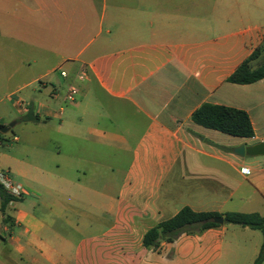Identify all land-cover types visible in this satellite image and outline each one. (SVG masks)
I'll list each match as a JSON object with an SVG mask.
<instances>
[{"label":"crops","instance_id":"obj_1","mask_svg":"<svg viewBox=\"0 0 264 264\" xmlns=\"http://www.w3.org/2000/svg\"><path fill=\"white\" fill-rule=\"evenodd\" d=\"M237 5L232 0H0V45L34 44L36 38L50 43L53 30L60 29L70 48L59 66L45 67L43 74L21 71L25 79L5 94L21 117L26 111L10 96L22 91L19 98L41 119L23 123L44 131L29 136V142L55 162L26 170L5 155L6 166L0 168L24 179L19 184L36 205L19 203V197L8 205L11 223L0 216V264H253L260 232L250 229L251 245L240 244L234 238L247 227L224 222L172 242L142 245L146 231L184 207L252 213L249 207L264 200V155L241 157L233 151L264 142V78L246 85L227 82L254 51L258 55L250 66L261 65L256 62L264 24L254 17L258 12ZM16 20L26 21L27 35L15 32ZM4 59L0 55V62ZM61 63L68 68L61 69ZM56 68L66 76L58 71L59 78L49 77ZM38 79L43 83L29 88ZM70 85L77 94L66 102ZM204 103L244 111L253 136L194 124L191 115ZM0 124L5 125L1 119ZM46 141L51 148L42 145ZM63 146L74 148L71 153L78 149L74 158L64 155L75 162L73 177L63 172L68 167L60 162ZM100 151L103 162L95 159ZM122 155L127 160L121 169Z\"/></svg>","mask_w":264,"mask_h":264},{"label":"rangeland","instance_id":"obj_2","mask_svg":"<svg viewBox=\"0 0 264 264\" xmlns=\"http://www.w3.org/2000/svg\"><path fill=\"white\" fill-rule=\"evenodd\" d=\"M213 1V0H212ZM232 1H237L239 7H243L248 10H253L255 13H259L254 15V17L260 19V22L264 24V0H232ZM24 14H22L23 16ZM259 21V20H257ZM26 21L22 20L21 21H15V32L17 34L19 33H25L27 35L28 31L25 28L24 30V25L26 26ZM23 28H22V27ZM264 30V28H263ZM66 31L60 30V29H55L53 30V35L51 37L50 43L46 42V44L40 43L39 39H35V43H30L29 42L25 43H17L15 45H7L2 43L0 45V55L5 57L3 62H0V119L2 122L5 123V125L11 123V122H16V124L9 130L7 133L3 134V138L0 139V143L3 142L0 145V165L6 166V156L5 155H10L12 156L17 162H19L20 166L26 170H28V166H33L35 164L39 165H45L48 164V167L46 168H51V165H53L54 161H50L49 158H52L48 153H45L42 155V157L38 154V150H40L41 147H36L35 142H29V136H40L44 133V131L41 128H35L31 124H25L21 121H19V116L16 113L15 109L12 107L11 102L8 101V99L5 98V94L13 90L12 88L17 84L20 83L21 80L25 79L19 76L21 71H26L29 72L27 75L28 76H33L35 74H43L45 72V67H50V66H59V60L60 56L62 54H65L66 50L70 49L69 46H66L63 44V40L65 39L66 36ZM22 36V35H21ZM7 57H11L12 59L8 60L6 59ZM27 59H30L29 65H27L26 61ZM33 61V62H32ZM257 64H262L264 63V46L262 47V52H261V57L258 59L256 62ZM24 68H22V67ZM59 68V67H58ZM58 68H56V72L51 73L49 77H57L59 78L58 75ZM61 69L66 70L68 68V63H61L60 65ZM12 74L10 78H8V75ZM28 76H26V79H28ZM44 80V79H43ZM37 85L36 82L34 84L30 85V87H33ZM28 88V89H29ZM22 91H19L18 93H15L14 95L19 97L21 95ZM11 99V98H10ZM13 136H16L20 139L19 142H13L12 138ZM23 144L24 146L22 147L20 144ZM46 145L47 148H51V145L53 144L50 141L42 142V145ZM75 147V145H74ZM44 147L42 146V149ZM71 149L74 150V148H71L69 146V150L66 149L65 146L62 147L61 150V156L59 161L61 162L62 165L68 164V167L64 166L63 172L65 176L68 177H73L76 175V172L74 171L75 168V162L71 161V159H65L64 155L69 156V157H75V153L78 149L73 151L71 153ZM51 150V149H50ZM44 153V152H43ZM98 157L95 158L96 160H101L103 162V151H100L98 153ZM45 157V159L43 158ZM58 159V158H56ZM127 160V157L125 155L120 156L119 162H120V168L122 169L123 166L125 165ZM5 169V168H3ZM10 172L13 180L17 183H21L22 185L25 184L24 179H22L20 176L16 175L15 172L11 173L9 169H6ZM104 170V169H102ZM120 174H117L116 182L119 178ZM81 177V176H80ZM71 193L75 194L77 191L73 189L70 191ZM263 195H264V189H263ZM43 198L46 196L43 195ZM21 201L19 203H25L28 206L33 203L36 205V200L34 196H28L24 192L20 195ZM261 199L259 200V203L254 204L252 207H249V210L255 211L261 216H264V200ZM35 207L36 210H39L40 208L38 206H33ZM8 214L10 213V210H8ZM7 214V215H8ZM9 216V215H8ZM10 222V218L8 220V224ZM237 229H241L239 226H234ZM7 228H10L7 227ZM246 234L237 236L234 238L235 241L240 242L244 244L246 241H250L251 245V235H249L250 229L247 228ZM257 232V231H256ZM248 233V236H247ZM259 233V232H258ZM260 237L261 234L259 233ZM228 240V237H226ZM230 241H231V236H230ZM248 245V246H249ZM242 253L240 254V256Z\"/></svg>","mask_w":264,"mask_h":264},{"label":"trees","instance_id":"obj_3","mask_svg":"<svg viewBox=\"0 0 264 264\" xmlns=\"http://www.w3.org/2000/svg\"><path fill=\"white\" fill-rule=\"evenodd\" d=\"M257 55L258 51H254L228 76L227 82L246 85L263 79L264 63L256 68H251L250 66V61L256 58ZM19 121L37 123L41 119L33 113L31 106H28ZM191 121L201 127L229 136L241 138L253 136V129L248 115L244 111L235 108L204 103L192 113ZM2 126L0 124V128ZM2 138L3 134L0 133V139ZM18 199V197L11 195L0 186V216L3 223H7L9 218V223H11L8 205ZM216 217H222L225 224L238 225L259 231L262 236V242L253 264H261L264 261V217L255 212H227L219 214L215 212H194L188 207H184L170 219L160 222L146 231L142 238V245L144 247L156 246L159 240L172 242L182 234H190L217 227L218 224L213 221Z\"/></svg>","mask_w":264,"mask_h":264},{"label":"built area","instance_id":"obj_4","mask_svg":"<svg viewBox=\"0 0 264 264\" xmlns=\"http://www.w3.org/2000/svg\"><path fill=\"white\" fill-rule=\"evenodd\" d=\"M59 75L62 77L66 76V72L63 70L58 69ZM85 75L82 73L79 75V79H82ZM37 84L43 83V79H38L36 81ZM77 94V88L74 85H70L66 91L65 94V101L66 102H73L75 99V96ZM13 103L19 107L20 109L26 111L27 105L24 103V101L15 96L14 94L10 96ZM0 186L7 192H9L11 195L15 197H20V195L24 192L22 186L15 182L10 174V172L6 169L0 168Z\"/></svg>","mask_w":264,"mask_h":264},{"label":"water","instance_id":"obj_5","mask_svg":"<svg viewBox=\"0 0 264 264\" xmlns=\"http://www.w3.org/2000/svg\"><path fill=\"white\" fill-rule=\"evenodd\" d=\"M15 125V122H11L7 125H3L0 128V133L4 134L7 133L11 128ZM234 153L238 156L243 157L244 155L247 156H263L264 155V142H259L257 144L251 145V146H245V145H239L236 148L233 149ZM214 223L216 224H223V218L222 217H216L213 219Z\"/></svg>","mask_w":264,"mask_h":264}]
</instances>
